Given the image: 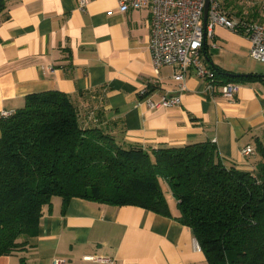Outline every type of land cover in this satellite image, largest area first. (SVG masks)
Masks as SVG:
<instances>
[{
    "label": "crops",
    "instance_id": "crops-1",
    "mask_svg": "<svg viewBox=\"0 0 264 264\" xmlns=\"http://www.w3.org/2000/svg\"><path fill=\"white\" fill-rule=\"evenodd\" d=\"M226 2L228 12L256 13L249 20L264 23V0ZM151 34L150 10L122 12L119 0H87L84 7L81 0H8L0 16V113L23 108L29 94L56 90L101 110L106 120H119L129 143L157 148L210 141L228 163L254 168L257 146H264V70L247 63L246 36L217 26L202 52L203 64L227 72L237 86L229 100L206 91L194 70L184 90L174 67L157 70ZM165 95L181 103L147 106ZM246 146L255 152L244 155ZM171 210L173 216H165L81 197L63 209L56 198L28 247L0 257V264H53L55 258L66 264H211L195 246L193 230L176 218L178 208Z\"/></svg>",
    "mask_w": 264,
    "mask_h": 264
},
{
    "label": "trees",
    "instance_id": "trees-1",
    "mask_svg": "<svg viewBox=\"0 0 264 264\" xmlns=\"http://www.w3.org/2000/svg\"><path fill=\"white\" fill-rule=\"evenodd\" d=\"M7 1L0 0V16ZM235 15L242 17L241 9ZM118 124L56 90L29 94L23 108L0 119V257L28 247L56 198L63 209L81 197L173 216L170 193L176 218L193 230L211 264H264L262 143L254 168L244 169L228 163L215 142L132 144Z\"/></svg>",
    "mask_w": 264,
    "mask_h": 264
},
{
    "label": "built area",
    "instance_id": "built-area-1",
    "mask_svg": "<svg viewBox=\"0 0 264 264\" xmlns=\"http://www.w3.org/2000/svg\"><path fill=\"white\" fill-rule=\"evenodd\" d=\"M209 1L208 19L204 28V12ZM87 0H81L84 7ZM122 12L131 9L148 8L152 16L151 53L154 67L175 69V78L181 90L186 87V79L191 70L201 78L205 90L215 95L220 93L233 100L237 86L233 82H222L216 71L202 63L206 39L215 37V28L223 26L243 33L250 42V56L264 63V23L246 17H233L226 13L221 0H119ZM145 91H142V95ZM149 108L179 105V97L165 95L159 102L146 101ZM12 111L3 110L0 119L9 117ZM248 156L255 152L253 146L242 150ZM195 246L201 249L195 240ZM89 260H104L101 256L88 257ZM114 264V262H112ZM53 264H66L62 258H55Z\"/></svg>",
    "mask_w": 264,
    "mask_h": 264
},
{
    "label": "rangeland",
    "instance_id": "rangeland-1",
    "mask_svg": "<svg viewBox=\"0 0 264 264\" xmlns=\"http://www.w3.org/2000/svg\"><path fill=\"white\" fill-rule=\"evenodd\" d=\"M222 2V0H221ZM223 4V3H222ZM224 7V6H223ZM225 8V7H224ZM225 11L226 13H231V12H228V9L225 8ZM237 11V9H235V11H233L231 14H233L234 16L235 15V12ZM225 28V27H224ZM228 29V28H227ZM231 30V29H229ZM233 31V30H232ZM250 55L248 54V59L246 60L248 64H251L254 68H257V70H264V63H260L256 60H254L251 56L249 57ZM85 111H87V109L85 108ZM166 186V185H165ZM167 187V186H166ZM167 198L169 200V203L170 205H173L176 207V199L174 198V196L170 193L167 194Z\"/></svg>",
    "mask_w": 264,
    "mask_h": 264
},
{
    "label": "water",
    "instance_id": "water-1",
    "mask_svg": "<svg viewBox=\"0 0 264 264\" xmlns=\"http://www.w3.org/2000/svg\"><path fill=\"white\" fill-rule=\"evenodd\" d=\"M208 10H209V1H207L205 12H204V18H203L205 29H206V24H207V19H208Z\"/></svg>",
    "mask_w": 264,
    "mask_h": 264
}]
</instances>
